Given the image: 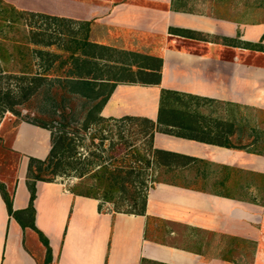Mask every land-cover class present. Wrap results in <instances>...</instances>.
<instances>
[{
  "label": "crops",
  "instance_id": "crops-1",
  "mask_svg": "<svg viewBox=\"0 0 264 264\" xmlns=\"http://www.w3.org/2000/svg\"><path fill=\"white\" fill-rule=\"evenodd\" d=\"M1 1L56 23L54 56L25 32L41 50L26 75L60 84L62 107L79 100L94 109L89 122L147 126L153 178L141 213L57 180L34 182L31 212L27 158L47 156L51 132L19 121L11 207L25 226L0 197V264H36L24 245L25 232L38 237L31 224L49 264H255L264 250V22L231 0Z\"/></svg>",
  "mask_w": 264,
  "mask_h": 264
},
{
  "label": "rangeland",
  "instance_id": "rangeland-1",
  "mask_svg": "<svg viewBox=\"0 0 264 264\" xmlns=\"http://www.w3.org/2000/svg\"><path fill=\"white\" fill-rule=\"evenodd\" d=\"M226 1L222 0L223 3ZM253 1L231 0L238 8V10L236 8L237 13H241L244 3ZM256 3L262 8L256 11L249 10L251 18L264 21V0H256ZM221 6L223 5L221 4ZM217 9L222 13L221 10L226 8L217 7ZM223 13L235 14L228 10H224ZM250 14L248 13L249 17ZM21 17V25L17 26L19 28L16 30L17 32H8L7 36L18 39L22 34V28L24 32H29V35H32L31 39L39 41L40 45L41 42L48 43L49 52H52L53 55L56 54L55 45L59 37L56 32V23L48 18L31 14L23 13ZM1 67L4 66L1 65ZM16 68V66L15 69L7 67L10 74L5 72L0 74V181L7 184L8 189L11 190L19 173L21 157L16 151L9 148L14 126L19 121L43 123L51 132V144L54 145L56 151L60 147L58 138L60 136L71 138L74 149L73 158L67 159V161H64L63 158L60 160L57 168L63 173L53 175V180L60 181L66 186L68 185L69 188L77 187L82 191L91 188L102 199L105 188L104 177L108 172L119 173L116 178V186L119 190L111 191L109 193L111 195L110 202H105L112 209L130 210L128 191L133 188L138 194L137 201H140L153 178L149 136L146 134L147 126L122 118L106 119L96 123L92 121L86 124L87 118L92 119L94 109L90 106L86 108L81 106L82 103L78 99V101L70 100L62 107L59 96L68 95V92L58 90L60 84L56 83L51 84L50 87L51 92L55 94L52 99L43 97L42 87L38 93L25 97L26 88L24 87L27 85L28 77L26 76L22 83L16 77L18 76L16 75L18 73L15 72ZM52 76V74H48V77ZM261 116L257 115V128L259 129L264 128ZM260 124H262L261 127ZM260 131L263 132L262 129ZM56 161L58 160H53V162ZM102 168H104V174L101 171ZM126 172H130L129 175ZM12 237L11 235L9 242L14 240ZM37 240L39 241V238L35 234L25 232L24 245L31 255L33 254L36 264H41L45 251L43 249L41 253L39 245L42 246V243L39 244ZM41 254L42 257H40ZM255 264H264V250L257 252Z\"/></svg>",
  "mask_w": 264,
  "mask_h": 264
},
{
  "label": "trees",
  "instance_id": "trees-1",
  "mask_svg": "<svg viewBox=\"0 0 264 264\" xmlns=\"http://www.w3.org/2000/svg\"><path fill=\"white\" fill-rule=\"evenodd\" d=\"M262 8L259 4L256 3V0H254L252 3H247L243 5V10L241 11V15H245L247 13L250 14L249 10L256 11L257 9ZM23 14L22 11L16 10L13 7L3 4V2L0 0V71H1V65H3L5 68H14L17 67L15 72L18 73L16 76L19 80L23 81L25 80V77L27 76V85L24 87L26 88V94L27 96H32V94H36L39 92L40 87H42V93L43 97H46L47 99H52L54 97V93L51 92L50 87L51 83L47 82L44 77L41 76H35V75H26V72L29 73V70L31 68V62H30V54H36L37 56H40L41 50L40 48H34L30 46V42L28 37H26V33L22 30V34L18 39H13L8 37L7 35L10 32H15L17 29H19L17 26L21 25V15ZM250 20L251 14H250ZM255 23L258 22H264L263 20H259L258 18L253 19ZM9 32V33H8ZM17 32V31H16ZM54 56V55H53ZM10 65V66H9ZM87 97V96H85ZM10 106V105H9ZM32 124H35L37 126L47 128L43 123H36V122H30ZM90 123L88 118L86 120V124ZM149 137L151 134H147ZM52 137V135H51ZM59 143L60 147L59 150H55V147L53 144H51L49 153L44 159H37L33 157L27 158V165H26V172H25V179H26V185L29 191V200H28V206L27 209L33 212L32 210V200L34 197V182L36 180H42V181H53V175L55 174H61L63 173L62 170H59L57 168L58 164L60 163V160L63 158L64 161H67V159H71L74 156V149L72 147L71 138L66 136H60ZM52 140V139H51ZM11 149V145L9 146ZM16 153V152H15ZM18 154V153H17ZM53 160H58L56 162H53ZM64 170V169H63ZM102 173L104 174V168H102ZM127 175H129L130 172H126ZM105 176V188L103 193L104 200H109L111 198V195L109 194L111 191H118L119 188H117V176L119 173L114 174L113 172H108ZM103 177V175H101ZM74 190H72L74 193H77L79 195L89 196L93 198H99V195H96L91 188H87V190H78L77 187H73ZM13 191V187L11 190L8 189L7 184L0 181V197L5 205L6 212L9 216H12L21 227H24L22 220L19 219V217L16 215V211L12 210L11 207V193ZM129 193V203L131 204V209L126 211H119L117 209H113L114 211L119 212H128V213H141L143 211V206L145 203V196L142 195L140 198V201H137L138 194L135 192V190L130 189L128 191ZM116 208V206H115ZM31 227L36 231L39 241L44 246V257L41 264H49L50 262V249L47 244L46 238L37 231L33 225L31 224Z\"/></svg>",
  "mask_w": 264,
  "mask_h": 264
}]
</instances>
